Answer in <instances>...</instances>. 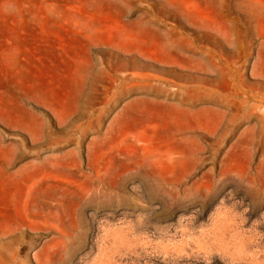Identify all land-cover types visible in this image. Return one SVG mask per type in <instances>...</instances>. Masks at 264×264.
<instances>
[{
    "label": "rangeland",
    "instance_id": "374dc122",
    "mask_svg": "<svg viewBox=\"0 0 264 264\" xmlns=\"http://www.w3.org/2000/svg\"><path fill=\"white\" fill-rule=\"evenodd\" d=\"M0 264H264V0H0Z\"/></svg>",
    "mask_w": 264,
    "mask_h": 264
},
{
    "label": "bare ground",
    "instance_id": "6f19581e",
    "mask_svg": "<svg viewBox=\"0 0 264 264\" xmlns=\"http://www.w3.org/2000/svg\"><path fill=\"white\" fill-rule=\"evenodd\" d=\"M27 211V210H26Z\"/></svg>",
    "mask_w": 264,
    "mask_h": 264
}]
</instances>
